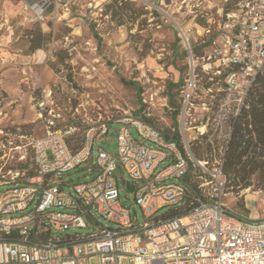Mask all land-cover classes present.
Segmentation results:
<instances>
[{"label":"built area","instance_id":"1","mask_svg":"<svg viewBox=\"0 0 264 264\" xmlns=\"http://www.w3.org/2000/svg\"><path fill=\"white\" fill-rule=\"evenodd\" d=\"M152 6L174 25L189 56L180 86L182 122L199 67L226 91L248 93L264 68V0H158ZM22 11L27 25L51 27L57 19L55 2L23 5ZM174 13L188 23H177ZM35 105L43 135L29 141V159L23 151L10 158L18 166L0 167V264H264V216L253 219L229 209L224 158L212 167L197 160L184 123L180 140H167L144 112L81 118V144L73 151L66 137L76 128L62 130L55 119L43 118L48 112L43 101ZM110 122L120 124L116 157L100 145ZM83 164L92 171L90 180H63L62 174ZM117 170L128 177L122 188L132 187L142 225L120 201ZM168 207L175 208L156 216ZM94 213L113 227L97 221L96 231H88Z\"/></svg>","mask_w":264,"mask_h":264},{"label":"rangeland","instance_id":"2","mask_svg":"<svg viewBox=\"0 0 264 264\" xmlns=\"http://www.w3.org/2000/svg\"><path fill=\"white\" fill-rule=\"evenodd\" d=\"M124 1L127 6L123 10L122 25L111 18L112 10L106 7L110 0H83L82 7L77 2H69L66 7L58 8L57 19L51 27L19 26L16 20L6 22L0 16V36L6 41L8 52L32 57L36 50H41L36 57L44 56V64L55 74L54 80L43 87L39 77L37 81L33 78V85L28 74L22 73L29 78L33 106L36 108V102L43 101L48 111L43 118L55 119L62 130L69 126L76 128L69 135L75 137L71 145L81 137L84 128L81 118L106 119L123 113L137 117L144 112L147 121L178 140L184 123L185 129H189L185 135L191 138L188 148L197 160L207 161L212 167L215 160L224 158L225 203L229 209L253 219L264 216V70L248 93L240 96L210 80L199 67L196 71L199 82L192 105L187 109L189 115L182 122L185 103L180 86L189 56L174 25L165 23L152 6L158 3L156 0H149L150 4L142 0H120L122 4ZM167 9L173 12L172 7ZM138 12L144 14L138 15ZM172 17L180 25L188 23L182 15L174 13ZM10 31L13 34L8 38ZM37 46L38 49H32ZM193 54L200 55L195 49ZM10 56L3 54L0 60L9 67L17 66ZM17 71L21 74L20 68ZM129 81L135 86L127 85ZM34 114L25 126L0 129V167L18 166L10 158H17L23 151L30 158L29 141L44 133L43 121L39 120L37 111ZM119 127V123H108V135L100 141L101 147L115 157ZM131 133L138 137L133 127ZM234 136L241 141L237 149L233 145ZM97 145L96 141L94 149ZM91 174L87 164H83L61 177L69 183H81L90 180ZM115 174L121 203L131 209L133 221L142 225L145 220L134 204L132 193L122 188V180H128L127 175L119 170ZM174 208H163L156 216L170 213ZM254 210L256 217H252ZM93 215L94 220L86 222L88 231H96L97 221L113 227Z\"/></svg>","mask_w":264,"mask_h":264},{"label":"crops","instance_id":"3","mask_svg":"<svg viewBox=\"0 0 264 264\" xmlns=\"http://www.w3.org/2000/svg\"><path fill=\"white\" fill-rule=\"evenodd\" d=\"M41 1L55 2L56 13H58V8L66 7L69 2L72 1L75 3L77 2L79 7H82L83 5V0H0V16L6 22L8 20H16V23L19 26H25L27 24L22 22L24 16L22 6L34 5ZM213 1L221 3L228 0ZM156 2H158V0H156ZM48 12L50 16L49 19H51L52 7ZM56 15L58 16V14ZM12 34L13 32L10 31L8 38ZM1 38L3 37L0 36V57H2L3 54L8 53L11 55L10 60H14V63L19 67H9L8 64H3L4 60H0V129H5L8 126L14 125L25 126L31 122L35 115L34 111H37L32 104V96L30 94L31 87L28 85L29 78L33 83L37 81L39 77L40 83L44 87L45 85H48L47 83L54 80L55 74L49 66L44 64V56L36 57L38 52H42L41 50H36L35 54H32V57L30 55L18 54V52L12 54L6 49V41ZM31 62L33 65H31ZM20 64H22L21 67ZM17 68L21 69V74H19ZM23 72L28 74L29 78H26L22 74ZM33 78H35V81H32ZM24 80H26L25 84H27V87H24L23 85L25 82ZM33 85L35 84L33 83Z\"/></svg>","mask_w":264,"mask_h":264},{"label":"trees","instance_id":"4","mask_svg":"<svg viewBox=\"0 0 264 264\" xmlns=\"http://www.w3.org/2000/svg\"><path fill=\"white\" fill-rule=\"evenodd\" d=\"M121 4V5H120ZM126 6H127V3H126V1H124L123 2V4L120 2V0H110V2L106 5V7H107V9L109 10V9H111L112 10V15H111V18H112V20H117V22H118V24L119 25H122L123 23H121L122 22V18L125 16L124 14H123V10H125L126 9ZM144 13L143 12H138V15H143ZM117 18V19H116ZM34 25H37V24H34ZM95 37H97V35L94 33L93 34ZM39 48V46H37V47H32V49H38ZM263 70H264V68H263ZM263 71H261L259 74H261ZM259 74L257 75V77L259 76ZM257 77H256V80H255V83L257 82ZM254 83V84H255ZM126 84L127 85H133V86H135V83H132L131 81H129V82H126ZM178 110V108L176 109V111ZM176 114V113H175ZM233 126H236V122H234L233 123ZM75 137H73V135H71V136H68V137H66V142H67V144L69 145V147H70V149L71 150H73V151H75L79 146H80V144H81V137L79 138V140H78V142L77 143H75V145H71L70 144V142L73 140H75L74 139ZM165 138L167 139V140H172L173 138H170V137H168L166 134H165ZM233 145L235 146V148L237 149L238 147H240V144H241V141H240V139L238 138V136H234V138H233Z\"/></svg>","mask_w":264,"mask_h":264},{"label":"bare ground","instance_id":"5","mask_svg":"<svg viewBox=\"0 0 264 264\" xmlns=\"http://www.w3.org/2000/svg\"><path fill=\"white\" fill-rule=\"evenodd\" d=\"M100 4L98 3L97 5H96V7H98ZM201 130H203V128H200V131ZM252 217H256V213H255V210L253 211V213H252Z\"/></svg>","mask_w":264,"mask_h":264},{"label":"water","instance_id":"6","mask_svg":"<svg viewBox=\"0 0 264 264\" xmlns=\"http://www.w3.org/2000/svg\"><path fill=\"white\" fill-rule=\"evenodd\" d=\"M127 190L130 191V192L132 191V187L130 186L129 183H127Z\"/></svg>","mask_w":264,"mask_h":264}]
</instances>
